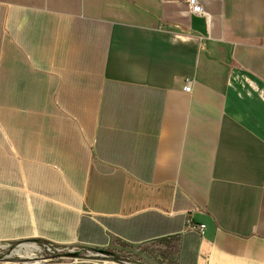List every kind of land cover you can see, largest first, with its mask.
Segmentation results:
<instances>
[{"label":"crops","instance_id":"1","mask_svg":"<svg viewBox=\"0 0 264 264\" xmlns=\"http://www.w3.org/2000/svg\"><path fill=\"white\" fill-rule=\"evenodd\" d=\"M198 1L0 0V243L264 264V0Z\"/></svg>","mask_w":264,"mask_h":264},{"label":"built area","instance_id":"2","mask_svg":"<svg viewBox=\"0 0 264 264\" xmlns=\"http://www.w3.org/2000/svg\"><path fill=\"white\" fill-rule=\"evenodd\" d=\"M188 4L191 12L200 14L204 12V8L198 0H188ZM191 87V81L187 80L184 89L190 91ZM188 227L203 232L205 224L196 225L189 221ZM0 245V263L3 264H56L63 258L78 260L79 258L85 257H91V259H96V261L108 258L112 260L114 264H142L139 261L132 260L123 255L114 258L88 246H80L79 250H76L78 246H72L73 248H69L67 252H64L63 246L51 242H5L0 243ZM1 252L3 254H1ZM96 263H98V261Z\"/></svg>","mask_w":264,"mask_h":264},{"label":"rangeland","instance_id":"3","mask_svg":"<svg viewBox=\"0 0 264 264\" xmlns=\"http://www.w3.org/2000/svg\"><path fill=\"white\" fill-rule=\"evenodd\" d=\"M61 246H63L64 252H67L69 248H73L71 245H69V246L68 245H61ZM74 246H78V245H74ZM79 249H80V246H78V248L76 250H79ZM1 254H3V253L1 252ZM108 260H109L108 258H104V259H100L97 261H98V264H112V262L108 261ZM59 261L60 262L56 263V264H89L91 262H95V263L97 262L96 259H91V257L79 258L78 260H73L71 258H63V259H60Z\"/></svg>","mask_w":264,"mask_h":264},{"label":"water","instance_id":"4","mask_svg":"<svg viewBox=\"0 0 264 264\" xmlns=\"http://www.w3.org/2000/svg\"><path fill=\"white\" fill-rule=\"evenodd\" d=\"M96 249V248H95ZM96 250H99L103 253H106L108 255H110L111 257H114V258H118L119 256L115 254V252L109 250V249H96ZM89 264H98V263H95V262H91Z\"/></svg>","mask_w":264,"mask_h":264},{"label":"flooded vegetation","instance_id":"5","mask_svg":"<svg viewBox=\"0 0 264 264\" xmlns=\"http://www.w3.org/2000/svg\"><path fill=\"white\" fill-rule=\"evenodd\" d=\"M112 251L115 252L116 255L121 256L119 252H116L115 250H112Z\"/></svg>","mask_w":264,"mask_h":264},{"label":"bare ground","instance_id":"6","mask_svg":"<svg viewBox=\"0 0 264 264\" xmlns=\"http://www.w3.org/2000/svg\"><path fill=\"white\" fill-rule=\"evenodd\" d=\"M1 246V245H0ZM108 261H111L112 262V264H114V262L112 261V260H108ZM0 264H3V263H0ZM5 264H7V263H5Z\"/></svg>","mask_w":264,"mask_h":264}]
</instances>
